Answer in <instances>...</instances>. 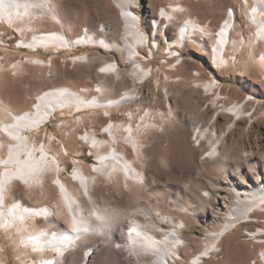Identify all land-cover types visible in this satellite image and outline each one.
I'll list each match as a JSON object with an SVG mask.
<instances>
[{"label":"bare ground","instance_id":"6f19581e","mask_svg":"<svg viewBox=\"0 0 264 264\" xmlns=\"http://www.w3.org/2000/svg\"><path fill=\"white\" fill-rule=\"evenodd\" d=\"M77 1L0 0V32L6 28L16 30L29 54L25 60L0 58V234L7 241L0 244V264H10L3 246L10 250L14 264H177L175 256L181 259L179 251L184 239L179 234L181 221L175 215H184L187 209L166 195L148 194L154 192L158 180L152 179L155 175L148 176L151 158L160 156L159 152H151L156 149L153 140L157 136L163 138L169 130L182 129L189 135L195 168L213 161L219 170L223 165L235 168L241 164L255 170L251 161L257 151H240L231 144L237 121L246 118L245 107L254 100L252 93L245 91L242 101L219 112L232 118L222 131L211 121L197 127L193 106L200 100L196 93L199 87L211 97L205 112L221 101L222 82L214 70L235 73L240 67L239 73H248L255 68L264 77V0L240 1L239 5L246 7V20L256 28L248 47L247 38L235 37L240 32L235 20L241 12L239 5L230 8L229 16L213 29L211 22L202 23L193 14L200 0H109L113 13L103 22L96 19L99 24L93 32L90 15H80L74 7ZM81 3L85 7L86 2ZM176 23L179 26L172 35L171 26ZM163 25H167L164 37H168L164 43L157 34ZM192 43L201 50L194 51L192 59L205 67L204 54L209 56L210 77L196 70L191 82L195 86L186 90L178 103L176 88L187 85L191 66L189 60L181 57ZM259 44L263 48L255 57ZM161 47L169 50L162 59L174 60L166 67L177 64L167 72L163 70L164 78H157L152 56L160 53ZM77 48L86 49L85 53L62 63L81 66L82 70L69 71L66 64L57 65L58 53L71 55ZM41 52L50 56L43 58ZM95 52L109 56L111 62L102 66L104 71L96 70L91 76L88 71L95 64ZM172 52L178 56L169 57ZM146 72L155 88L167 86L162 100L146 86L147 81L141 82ZM104 75L111 76L109 83ZM173 75L176 81H169ZM30 78H38L41 89L31 97L28 108L18 110L16 107L21 108L23 103L14 102V107L1 92L10 94L17 81L20 85ZM83 79L93 80L88 85ZM217 94L219 99H213ZM115 115L119 117L113 119ZM82 147L92 154L95 163L87 164L85 158L81 159ZM158 160L160 166L170 168L168 157L161 154ZM64 161L72 163V170L63 177L60 168ZM244 176L239 174L232 180L224 172L219 182H213L215 204L208 214L201 215L214 222L221 218L222 224L202 235L203 250L190 255L189 264H202L205 255L210 259L211 253L220 251L225 235L238 225L249 223L254 211H264V179L259 175L252 177L249 171ZM144 198L146 202L142 203ZM228 198L234 201L233 208L222 212ZM150 204L159 205L160 211L162 206L171 208L173 214H163L150 208ZM38 218L43 222H38ZM262 232L259 228L248 232V241L258 244ZM262 251L256 256L259 264H264ZM257 261L251 264H258Z\"/></svg>","mask_w":264,"mask_h":264},{"label":"rangeland","instance_id":"374dc122","mask_svg":"<svg viewBox=\"0 0 264 264\" xmlns=\"http://www.w3.org/2000/svg\"><path fill=\"white\" fill-rule=\"evenodd\" d=\"M80 1L86 2L87 4V5L85 4L86 8L83 6V3H81ZM187 1H192V0H187ZM87 2H91V3L89 4ZM196 4L197 5L195 7V10L193 11V14L196 15L202 23L208 22L210 24L211 22L210 24L212 25L211 27L212 28L214 27L213 29H215L218 26V24H220V22L224 20V18L227 16L226 13H228V10L230 8L234 9L236 8L237 5L240 4V0H200ZM82 6H83V10H82ZM74 7L77 9L80 15L81 13L90 15L91 21L93 23V24L92 23L90 24V27L93 26L91 28L92 30L96 28L99 22H103L105 19H107L109 15L113 13L109 0H106V1L105 0H90V1L89 0H84V1L78 0L77 4L75 3ZM244 8L246 11V7ZM244 8L240 6L241 16L239 14L237 19L235 17L237 29L238 31H240L236 33L235 37L236 39H239L240 36L243 37L244 39L247 38L246 46L248 47L251 41L254 40V35H256V28H255V25L250 24L246 20V17L244 16L245 15ZM88 10L91 14L87 12ZM215 11L217 13H215ZM96 19H98L99 22ZM119 22L120 21H118V25L119 24L120 25L117 26V37L121 36V23ZM147 26L149 27L148 22H147ZM178 26H179L178 23L171 26V34L173 33L172 35L176 33ZM98 29H101V27L99 26ZM94 30L97 31V29H94ZM94 30L93 32H95ZM165 32H166V29L164 33ZM157 34L161 36L160 38L162 40L161 41L162 43L166 42L168 37L167 36L164 37L163 36L164 34H162V31L159 30ZM238 34H241V35H238ZM2 41H6L7 45L6 47H3V48L0 47V58L1 59L3 58L6 61L8 60L10 61L14 57L16 59L20 57V59L25 60L26 56L29 55L27 50L17 49V47L21 46L22 44L20 42L19 34L16 32V30H10L6 28L4 32H0V45ZM210 44H211V41L210 40L207 41L206 43V47L208 46L207 49L210 47ZM163 47H161V50H159L162 53L157 52L154 54V56H152L155 58L154 63H153V71L155 72V75L157 78L158 77L160 78V76L164 78L163 70L167 72L168 69L173 68V66L177 64V62H175L171 67H168V66L166 67V65H170V63L172 64L174 60L166 62L162 59L164 56L163 54L167 53V49L164 50ZM262 48H263V44H259V47L256 49L255 54H254L255 57L261 53ZM85 50L86 49L77 48V50L75 52H72L71 55H68L64 52L58 53L56 55V58L59 64L57 63V65H61L62 61H65L66 58L79 56ZM194 51L200 52L201 50H200V47L192 43L190 44L189 49L184 51L181 57L184 60H189V62H191V66L187 70V75H186L187 85L185 86L178 85V87L176 86L177 95L179 93L177 97L178 103L181 101L182 99L181 97H183L186 90H189V89L191 90V88L195 86L194 84H191V82H192V75L196 74L195 72L196 70H199L200 73H202L204 76L208 78L210 77L208 70L211 69L212 62L208 61L210 60L209 56H207V54L206 55L204 54L206 63H205V67H203L196 60L192 59L193 58L192 54L194 53ZM95 54H96L95 60L97 62L95 61L94 66L91 67L89 71L87 70L91 76L94 74L96 70L97 72L104 71L102 66L106 63L111 62V59L109 58V56L108 57L107 55L103 56V54L97 53V52H95ZM40 55H42L43 58H47L50 56V55H43L42 52L40 53ZM245 55L246 54L244 52V56L243 54L242 56L245 57ZM152 57H149V58H152ZM62 64H66L65 67H67L66 69L69 71L83 69L81 66H78V65H75V66L69 65L68 62L67 63L65 62ZM205 68H207V70ZM251 69L252 68L249 69L250 71L248 70V73H246V70L242 73H239L240 67L237 68V72L235 73L234 72L226 73L224 71L221 73L217 70H214V72H216L218 76V79L222 82L221 85L219 86L222 95L220 96V99H219V96L217 94L216 96L213 97V99L218 98L221 101H219L217 105H214L213 110L209 112H205L204 109L207 107L206 105L211 103V97L205 96V93H203L199 87L198 90H196V93H197V97L199 96L197 100L198 99L200 100L197 104L194 103L193 113H194L195 125L197 124V127L201 126L202 124L205 125L206 122L211 121V122H214L215 125L220 126L221 131H222L231 122L232 118L230 116H227L224 113H219V112H222V111L224 112L225 110L224 107L228 108L234 105V103L238 101L239 102L242 101L245 98V91L247 92L249 91L248 93L250 94L252 93L251 97L254 98V100H252L251 104L245 107V112H247L245 114L246 118H241L237 121L236 126H235V131L233 132L231 136V140H233L231 144L233 148H238L240 151L242 149L247 150L248 148H251L252 150H254V153H256L257 151V153L254 156V159L251 161V163L255 167V170L251 171L243 164L238 165V167H235V168L234 166L232 167L231 165H223L222 166L223 169L219 170V169H216L217 163L213 161L209 163L206 162V163L198 164L196 165V168H195L194 165L192 164V159L190 157L193 151L191 150L190 145H188L189 135H187L182 129H179L178 130L179 132L169 130L167 131L168 132L167 135L161 138L162 140L158 139L157 138L158 136L156 137V140H153V143L154 141L156 142L154 144V147L156 149H152L151 152L153 153L156 151V152H159L160 156L162 154L164 158L168 157V164L170 168L168 167L166 169L162 167V165L160 166V162L158 160L160 156L158 157V159L151 158L150 162L152 165L151 167L152 173L150 172L148 176L152 177L155 175V177H152V179L158 178V180L156 182L157 186H156V189H154V192L152 190V192L148 194L150 196L166 195V197L170 198L172 202L174 201L175 203L177 200L178 204H183L185 208L187 209V212L184 213V215H180V214L175 215V217L181 221L179 234L184 239L183 247L179 251V254L182 255L181 259L175 256V258L177 259L176 261H178L177 264L191 263L192 260H189V259L203 250L202 242H200L201 238L203 237L202 235L208 233L211 230L213 231L217 230L222 224L221 218L216 219V221L214 222L210 219L209 216L205 217V220H204V218L201 215V214H208V212L212 210L215 204V201H214L215 197H214L213 191L211 190V186L213 182L214 183L219 182V180L222 177V173L224 174V172H227V174L229 175V178L234 180L239 177V174H241V176H244L246 171H249L251 172L252 177H254L255 175H259L262 179H264V115L262 116L261 114L262 111L264 110V77H262L261 73L255 68L254 69L256 71L253 69L252 70L253 72H251ZM57 70L58 72L61 71L59 69ZM146 73H147L145 74L146 76L145 75L143 76L141 82L147 81L146 86L149 87L151 90H153L155 93H157L160 100H162L165 97V88L167 89V86L166 87L163 86V88L162 86L160 88H155L153 84L154 80L153 79L151 80V78L149 77L150 74H148V72ZM120 77L122 78L121 80L125 79L124 75H121ZM175 77L176 76L173 75L172 80H169V81H172V82L176 81ZM104 78L106 82L108 80L107 83H109L111 80V76L109 75H104ZM83 80H81V82L87 83L89 85L91 80L93 79H91L90 82H86L87 79H83ZM17 83L19 82L17 81L14 84L13 86L14 89L12 88V90H10L9 92L10 94H8L6 90H4L5 93L4 91H2L1 96L3 98L9 99V102L14 107L19 105L18 102L23 103V105L22 104L19 105L21 108L16 107L18 110H21L22 108L26 109L28 108V103L32 101L31 97H33L34 94L40 91L41 82L39 81L38 78H30L26 81H23L22 83L20 82V85ZM123 84L125 87L127 86L126 81H123ZM181 86H184V87H181ZM234 88L237 91H234ZM251 88L254 90V92ZM114 89L117 90L116 92L118 93V88L115 87ZM11 93H14V95ZM259 93L260 95H257ZM16 94H19L20 96H22L21 94H23L24 98L20 97L19 95L17 96ZM14 102L17 103V105L14 104ZM189 105H191V103ZM195 106L197 108H195ZM258 106H261V107H258ZM118 117L119 115H115L113 119H116ZM48 128L50 129V124H48ZM79 151L81 152V155H80L81 159L85 158L87 164L90 163L91 158L88 157V154H90V152L85 147L79 148ZM63 164L64 166L69 167V169L72 170V166L70 165V162L64 161ZM244 177L247 182H250V180H248L246 176ZM158 183L160 184L162 183V184L160 185ZM148 194L145 197H148ZM145 202H146V199L145 198L142 199V203H145ZM233 205H234V201L232 200V198H228L225 202L224 209L221 211L222 212L229 211L230 209L233 208ZM155 206H156L155 204L149 205L150 208H153ZM157 207L155 208L160 211L161 207L159 206L160 209ZM166 208L162 206V209H163L162 211L164 212L163 214H169L170 211H172L171 208H168V207ZM263 209H264V205H263ZM172 214H173V211L169 215H172ZM249 216H250L251 221L249 223L238 225L237 227H235L233 229V232H231L232 234H228L226 237H224L221 243L219 244L220 251L218 253H211L210 254L211 258L208 260H203L202 264H248V263L251 264L258 260L256 258L257 254L260 256V253H258V251L260 252L261 250H264V211L263 212L254 211ZM38 222H43V220L40 219L38 220ZM258 228L263 230L262 239L258 241L259 242L258 244H253L252 241H248V239L250 238L247 235H248V232L249 233L256 232ZM162 234L163 232L160 231L159 235H162ZM4 240H5V237L1 236L0 234V241H1L0 244L4 245V243L7 242L6 240L5 241ZM3 251H4V254L7 255L6 257H7L8 263L14 264L11 257H9L10 250H8V247L5 248V246H3ZM257 263L259 264L258 261Z\"/></svg>","mask_w":264,"mask_h":264},{"label":"built area","instance_id":"2783aa9c","mask_svg":"<svg viewBox=\"0 0 264 264\" xmlns=\"http://www.w3.org/2000/svg\"><path fill=\"white\" fill-rule=\"evenodd\" d=\"M240 16H241V14H240ZM6 45H7L6 41H2L0 47L3 48V47H6ZM18 50H19V49H18ZM20 50H21V49H20ZM249 238H250V237H249ZM262 254H264V250L262 251Z\"/></svg>","mask_w":264,"mask_h":264},{"label":"crops","instance_id":"0c3cea01","mask_svg":"<svg viewBox=\"0 0 264 264\" xmlns=\"http://www.w3.org/2000/svg\"><path fill=\"white\" fill-rule=\"evenodd\" d=\"M228 234H232V233H228ZM228 234H227V235H228ZM227 235H225L224 237H226ZM224 237H223V238H224ZM223 238H222V240H223ZM222 240H221V241H222ZM220 243H221V242H220ZM247 244H248V243H247Z\"/></svg>","mask_w":264,"mask_h":264}]
</instances>
